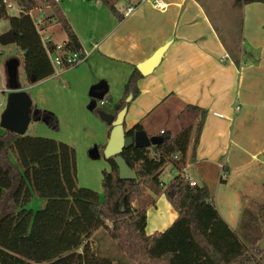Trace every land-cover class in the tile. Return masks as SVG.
<instances>
[{"label": "crops", "instance_id": "crops-1", "mask_svg": "<svg viewBox=\"0 0 264 264\" xmlns=\"http://www.w3.org/2000/svg\"><path fill=\"white\" fill-rule=\"evenodd\" d=\"M155 1L126 0L124 6H117L119 18L101 0H58L86 59L36 83L25 74L19 87L28 92L33 104L57 115L59 129L50 138L67 142L75 150L80 140L106 145L112 127L99 113L88 114L90 89L106 90L94 109L99 101L107 104L113 81L124 85L137 64L168 43L159 65L138 80L139 94L127 106L125 129L142 121L151 136L177 134V116L186 104L205 108L195 157L191 143L185 173L209 188L223 218L247 244L264 247V228L257 220L258 207L264 204V12L250 14L264 5L243 6V40L240 37V44L234 46L222 35L227 28L218 27L200 0H159L162 8ZM131 4L137 7L125 16L122 12ZM29 14L34 20L38 17L32 10ZM45 25L46 21L42 27L49 29L54 43H67L62 26L63 34H58L55 25ZM44 29L39 28L43 39L48 36L42 35ZM2 91L10 93L11 88ZM122 95L123 91L105 111L113 113ZM154 197L155 204L147 207L148 234L164 231L177 217L164 194ZM102 231L97 230L89 241L98 246L95 236Z\"/></svg>", "mask_w": 264, "mask_h": 264}, {"label": "trees", "instance_id": "trees-1", "mask_svg": "<svg viewBox=\"0 0 264 264\" xmlns=\"http://www.w3.org/2000/svg\"><path fill=\"white\" fill-rule=\"evenodd\" d=\"M44 1L52 12L43 19L45 26L61 24L68 37L65 49L82 50L58 1ZM101 1L122 17L117 7L121 0ZM257 2L264 0H235L234 5ZM18 6L22 11L12 15L0 0V21H9L15 44L24 53L27 78L36 83L52 76L54 68L29 14L37 7L36 0H20ZM142 76L135 66L113 114L139 94ZM206 116L205 108L186 104L177 116V134L162 133V141L148 147L124 148L122 156L137 179H121L118 165L107 158L110 170L103 171V195L78 184L76 150L71 144L0 131V264H264V248L247 244L223 218L209 188L192 185L184 173L190 144L194 159ZM32 120L59 129L57 115L36 104ZM143 130L139 121L127 136ZM168 165L176 174L165 184L160 176ZM153 194H164L177 217L164 231L148 234L147 207L156 202ZM34 197L42 200L37 211L29 207ZM257 220L264 228V204L258 207ZM99 229L112 237L126 259L108 257L89 241ZM99 236H95L98 244Z\"/></svg>", "mask_w": 264, "mask_h": 264}, {"label": "rangeland", "instance_id": "rangeland-1", "mask_svg": "<svg viewBox=\"0 0 264 264\" xmlns=\"http://www.w3.org/2000/svg\"><path fill=\"white\" fill-rule=\"evenodd\" d=\"M68 1V0H62ZM201 3L205 6L207 11L210 13L213 21L217 23L218 27L222 29L227 28L226 31L222 32L223 37L226 40H229L231 45L237 46L241 42V38L243 36V31L245 27V22L243 17L245 15V8L238 7L234 5L235 0H200ZM37 7L32 10L34 12V16L38 18H45L49 12H51V8L47 5L44 0H36ZM126 0H121L118 3L119 7L124 6ZM251 5L253 3H250ZM249 5V4H248ZM264 5V3H262ZM264 8V7H263ZM262 7L254 8L253 13L258 10L260 12H264ZM20 12V6H18V2L16 5V9L9 11L10 14H16ZM55 25L53 28L59 34H63L61 29V25L58 23H50L51 25ZM44 29L42 24L40 25V30ZM43 36H49V29L42 31ZM243 40V37H242ZM20 50L17 48L12 29L10 28V24L8 20L0 21V119L2 113L6 110L9 100V93L3 92L2 89L5 87H10V70L9 64L11 59L16 58L18 64L15 69L16 80L20 84V82L24 79L25 69L23 63V57L20 55ZM127 81V80H125ZM126 83V82H125ZM124 83V85H125ZM5 85V86H3ZM123 82L121 80L113 81V90L108 96V103L102 105L99 101L96 109H87L88 114H98V110H108L109 106L117 101L118 96L124 92ZM123 86V87H122ZM26 134L33 136H44L50 137L51 134H54V131L49 128L46 123L42 120L30 122V125L27 129ZM86 138L85 136L83 137ZM92 139V136L88 137V141ZM97 146L99 148V155H92L93 147ZM76 160H77V170H78V184L80 186L88 187L98 191L101 195H103L102 188V175L104 170H110V163L107 160L104 154L105 144L103 142H90L87 144L83 140H80L79 144L76 146ZM152 152V151H151ZM154 155V152H152ZM12 159V157H11ZM13 160V159H12ZM175 172L171 169L170 165L164 170L161 174L160 179L163 182H169V180L174 176ZM42 203V200L38 197H34L32 202L29 204L30 208H33L34 211H37L41 207L39 206ZM260 239H263L262 237ZM261 245L264 246V241L261 242ZM99 251L106 253V255L115 257L119 261L122 258H125L124 253L118 248L115 241L108 235L107 233H103L99 236ZM97 246V247H98ZM264 248V247H263ZM126 259V258H125Z\"/></svg>", "mask_w": 264, "mask_h": 264}, {"label": "water", "instance_id": "water-1", "mask_svg": "<svg viewBox=\"0 0 264 264\" xmlns=\"http://www.w3.org/2000/svg\"><path fill=\"white\" fill-rule=\"evenodd\" d=\"M15 1L19 2L20 0ZM168 46V43L164 44L148 59L137 64L138 70L143 75L150 74L154 68L159 65ZM17 64V60H11L9 64L11 92L9 93L7 108L1 115L0 126L4 130L24 135L31 122V109L33 102L28 92L25 89H21L16 80L15 69ZM100 87L101 86H93L90 89L89 95L91 97V102L88 106L89 109L93 110L97 101L103 99L106 90H99L101 89ZM34 113H37V111L35 110ZM98 113L100 118L112 127L109 140L104 148L106 158L114 159L118 165L119 176L121 179H137V174L131 169L122 156L123 149L131 145L148 147L151 144L162 141L163 138L161 136H149L145 130L136 132L134 136H127V130L125 129L124 123L127 106L123 107L117 115L105 110H98ZM91 153L92 155H99V148L94 146Z\"/></svg>", "mask_w": 264, "mask_h": 264}, {"label": "built area", "instance_id": "built-area-1", "mask_svg": "<svg viewBox=\"0 0 264 264\" xmlns=\"http://www.w3.org/2000/svg\"><path fill=\"white\" fill-rule=\"evenodd\" d=\"M58 1V0H57ZM145 0H139L142 2ZM9 11L16 9L17 1L15 0H4ZM155 5L158 7H164L163 3L159 0L155 1ZM137 5L131 4L124 8L122 12L125 16L132 14ZM35 23L40 28V25L43 23V19H35ZM43 43L47 49V53L50 57L54 68V74H58L60 68H73L80 65L86 59V52L82 49L80 51H71L65 49V44L54 43L50 36L42 38ZM103 103V102H102ZM185 173V170H184ZM186 177L190 180L192 185H196V181H194L188 174Z\"/></svg>", "mask_w": 264, "mask_h": 264}]
</instances>
